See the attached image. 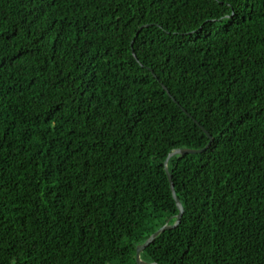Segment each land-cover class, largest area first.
<instances>
[{"label": "trees", "instance_id": "16d2710c", "mask_svg": "<svg viewBox=\"0 0 264 264\" xmlns=\"http://www.w3.org/2000/svg\"><path fill=\"white\" fill-rule=\"evenodd\" d=\"M230 14L0 0V264H138L199 124L141 257L264 264V0Z\"/></svg>", "mask_w": 264, "mask_h": 264}, {"label": "water", "instance_id": "95a60500", "mask_svg": "<svg viewBox=\"0 0 264 264\" xmlns=\"http://www.w3.org/2000/svg\"><path fill=\"white\" fill-rule=\"evenodd\" d=\"M135 57H136V59H137V61H139L138 60V58H137V56L135 55ZM152 73H153V71H152ZM155 77H156V75H154ZM161 85L164 87V89L168 92V94L169 95H171L170 94V92L168 91V89H167V87L166 86H164L162 83H161ZM174 101L176 102V103H178L175 99H174ZM190 117H192L186 110H184ZM196 123H198L197 121H196ZM199 124V123H198ZM199 126L203 129V131H205V133L207 134V136L209 137V139H210V143H209V145L205 148V149H199V150H192V149H178V150H175V151H173L170 155H169V158L167 159V161H166V166H165V170H166V173H167V175H168V177H169V180H170V183H171V189H172V192H173V197H174V199H175V201H176V203H177V205H178V208H179V210H180V213H179V215H178V217H177V221H176V223L174 224V225H170L169 223L168 224H166L164 227H162L160 230H158L155 234H153L148 240H147V242L144 244V245H142V246H140L138 249H137V263L138 264H154V263H149V262H146V261H144L143 259H142V253L162 234V233H164V232H166V231H170V230H173V229H176L180 224H181V222H182V218H183V215H184V213H185V208L183 207V205H182V203H181V201H180V199L178 198V196H177V194H176V191H175V185H174V183H173V178H172V175H171V173H170V171H169V168H168V162H169V159L171 158V157H173V156H176V155H187V154H200V153H202V152H204V151H207L208 149H209V147L211 146V144H212V142H213V137H212V135L209 133V132H207V130H205V128L204 127H202L200 124H199Z\"/></svg>", "mask_w": 264, "mask_h": 264}, {"label": "snow or ice", "instance_id": "6c2138e0", "mask_svg": "<svg viewBox=\"0 0 264 264\" xmlns=\"http://www.w3.org/2000/svg\"><path fill=\"white\" fill-rule=\"evenodd\" d=\"M217 3L220 4L222 8L230 9L231 14L228 15L227 17L221 16L214 23L223 24L224 20L228 19L232 22L233 25H235L240 22L242 18L243 10L247 7L249 0H227V2H224V0H217ZM4 41L11 43V40L9 37H6L3 34H0V44H2ZM2 70L3 69L0 68V71Z\"/></svg>", "mask_w": 264, "mask_h": 264}]
</instances>
